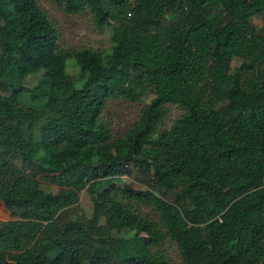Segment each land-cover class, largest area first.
I'll list each match as a JSON object with an SVG mask.
<instances>
[{"label":"trees","instance_id":"1","mask_svg":"<svg viewBox=\"0 0 264 264\" xmlns=\"http://www.w3.org/2000/svg\"><path fill=\"white\" fill-rule=\"evenodd\" d=\"M49 1L87 11L110 44L62 50L37 0H0V264H169L150 249L164 236L178 264H264V0ZM144 89L113 136L102 109ZM166 105L182 112L160 128ZM81 190L89 218L68 215Z\"/></svg>","mask_w":264,"mask_h":264},{"label":"rangeland","instance_id":"2","mask_svg":"<svg viewBox=\"0 0 264 264\" xmlns=\"http://www.w3.org/2000/svg\"><path fill=\"white\" fill-rule=\"evenodd\" d=\"M42 7L47 18L57 31L58 45L65 51H76L81 48H87L92 51L105 53L109 49V29L103 28L97 30L93 24L90 14L87 11H80L75 14H69L64 12L61 7L56 6L49 0H37ZM252 23L257 27H261L263 23V17H253ZM211 38V32L206 31L202 35L203 42H207ZM239 59L233 58L231 67H235L239 64ZM64 72L68 76L69 80L77 85L81 80L78 79V67L73 61L71 56H68L64 64ZM39 74H31L23 79H18L15 83L24 87H31ZM152 97L150 89H144L143 94L137 101H128L121 98L109 100L102 112L100 118L104 125L109 129L111 134L115 137L121 135L132 123L137 119L141 106L148 103ZM36 104V103H35ZM167 114L162 122L161 127H167L172 120L181 114V109L176 105H166ZM130 176H124V181H129ZM132 187H142L140 182L135 179L130 181ZM40 188L44 191H55V187L45 183H40ZM8 188L0 182V193H6ZM0 202L4 206V216L1 217V205H0V221L10 219L8 209L5 208V204L2 199ZM76 212L73 210L68 213L69 216L80 214L85 218H89L92 212V203L88 199L87 194L81 190L78 193V200L76 204ZM130 211H136L141 217H146L151 220L156 219V215L150 206L142 205L138 203H132L129 207ZM7 212V214H5ZM163 231V229H161ZM111 234L118 237H127L132 234L131 231L121 228L119 231L112 230ZM153 251H158L163 254L166 261L169 264H178L180 257L176 245L169 239L168 236H164L156 245L150 247Z\"/></svg>","mask_w":264,"mask_h":264}]
</instances>
